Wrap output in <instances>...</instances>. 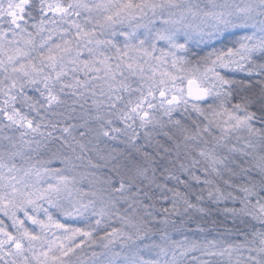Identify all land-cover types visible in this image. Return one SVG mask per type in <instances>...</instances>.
I'll list each match as a JSON object with an SVG mask.
<instances>
[{
	"label": "rangeland",
	"instance_id": "obj_1",
	"mask_svg": "<svg viewBox=\"0 0 264 264\" xmlns=\"http://www.w3.org/2000/svg\"><path fill=\"white\" fill-rule=\"evenodd\" d=\"M261 52L264 0H0L1 96L17 105L28 100L31 108L40 102L47 112L78 120L97 110L107 113L118 91L139 116L141 138L157 143L165 135L181 142L192 159L194 151L214 159L219 149L253 147L255 120L243 111L232 80L250 73ZM190 79L209 90L205 100L186 98ZM98 94H107L106 103L96 102ZM173 95L179 102L168 104ZM210 100L216 105L206 108ZM80 125L69 133L82 144H99L105 154L96 158L88 151L83 162L61 151L41 169L34 163L22 171L0 165L11 179L0 189V223L5 219L2 225L10 228L1 229L0 240L18 258L30 252L29 264H72L83 241L111 222L112 209L130 205L119 197L137 182L134 177L150 183L145 167L130 166L122 155L125 144L111 120L105 130ZM103 170L114 172V185L100 179ZM127 223L138 226L134 216ZM251 239L244 245L205 237L200 246L194 235L168 234L154 240L151 252L142 246L147 255L132 254L126 262L122 254L118 262L264 264V234Z\"/></svg>",
	"mask_w": 264,
	"mask_h": 264
},
{
	"label": "trees",
	"instance_id": "obj_2",
	"mask_svg": "<svg viewBox=\"0 0 264 264\" xmlns=\"http://www.w3.org/2000/svg\"><path fill=\"white\" fill-rule=\"evenodd\" d=\"M35 12L32 15H36ZM254 61L250 73L232 80L233 89L241 96L243 111L255 120L250 128L255 133L253 147L247 144L237 151L219 149L214 159H209L205 153L199 156L194 151L195 159H192L181 142H173L165 135L157 143L149 136L141 138L139 116L126 105L129 97L120 99L125 94L118 91L112 92L107 113H103L104 109L97 110L78 120H71L67 114L61 115L62 111L56 114L50 109L47 112L40 102L31 108L28 100L17 105L0 95V165L6 170L22 171L32 169L30 166L37 163L36 168L41 169L61 151L84 162L87 160L85 155L93 150L98 158V154H105L99 144H82L68 129L92 124L103 125L105 130L106 123L111 120L115 137L125 144L122 155L128 157L130 166L145 167L150 183L134 177L137 182L128 186L119 197L130 205L112 209L108 218L111 222L101 225L90 239L83 241V246L72 257V264H120L118 258L122 254H126L123 258L127 262L132 254L147 255L149 252L142 248L146 245L150 251L154 240L168 234L194 235L200 246L199 241L205 237L250 245L255 234H264V157H261L264 154V52L257 54ZM106 98L107 94H98L95 100L106 103ZM215 105L211 100L205 103L206 108ZM106 115L109 117L105 119ZM27 122L30 129L25 127ZM137 137L138 143H135ZM256 148L263 154L253 153ZM87 162L82 167H86ZM98 175L100 179L108 180L105 181L107 185L111 186V180L112 185L115 184L113 171L110 170V174L106 170L98 171ZM10 183L11 179L0 173V189ZM151 183L154 186H149ZM117 212H129L138 226L133 229L127 223L130 217L128 220V217L121 218ZM4 223L8 224L5 219L0 223L1 235H4L1 229L10 231L2 225ZM12 252L9 243L0 240V264H29L34 260L29 257L30 252H25L21 258L11 255ZM83 252L87 255H81ZM178 264L186 263L179 261Z\"/></svg>",
	"mask_w": 264,
	"mask_h": 264
},
{
	"label": "water",
	"instance_id": "obj_3",
	"mask_svg": "<svg viewBox=\"0 0 264 264\" xmlns=\"http://www.w3.org/2000/svg\"><path fill=\"white\" fill-rule=\"evenodd\" d=\"M26 3V1H24ZM208 89L205 87H201L198 85L197 81L194 79H190L187 82V95L186 98L188 100H193L196 102H201L205 100L208 96ZM160 100L165 99L166 94L164 92H160L158 95ZM179 102V97L176 95H173L171 99L167 102L168 104H176ZM147 114H144L143 118H147ZM18 249V246L16 247Z\"/></svg>",
	"mask_w": 264,
	"mask_h": 264
}]
</instances>
